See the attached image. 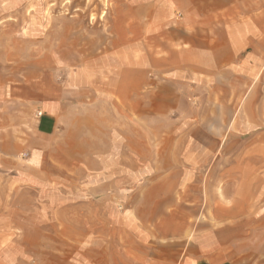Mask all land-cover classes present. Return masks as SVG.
<instances>
[{"label": "rangeland", "instance_id": "obj_1", "mask_svg": "<svg viewBox=\"0 0 264 264\" xmlns=\"http://www.w3.org/2000/svg\"><path fill=\"white\" fill-rule=\"evenodd\" d=\"M234 46V63L206 68ZM6 50L24 83L32 73L41 95L54 87L73 102L71 132L50 145L60 183L23 185L16 200L27 212L37 205L22 219L42 229L0 230V264L75 253L52 239L79 237L61 223L74 228L85 202L117 193L116 209L133 213L168 191L177 197L161 199L159 217L182 222L159 224L161 234L182 224L185 239L209 241L208 255L264 264V0H0V79ZM115 83L133 110L122 98L111 109ZM113 164L117 181L95 180Z\"/></svg>", "mask_w": 264, "mask_h": 264}, {"label": "crops", "instance_id": "obj_2", "mask_svg": "<svg viewBox=\"0 0 264 264\" xmlns=\"http://www.w3.org/2000/svg\"><path fill=\"white\" fill-rule=\"evenodd\" d=\"M191 51L199 52L198 49ZM227 51L229 54L227 60L215 58L211 61L210 67L206 68L212 70L225 68L234 63L242 49L234 46ZM5 52V62L8 63L10 72L8 77L0 79V230L22 229L37 236L42 229L38 218L33 217L25 223L22 219L24 213L37 215V205L33 211L27 212L23 210L21 203H16V200L23 192L21 191L23 185L30 187L31 183L33 189L34 185L42 182L50 186L60 183V177L55 174L56 163L53 158L51 162L49 161L50 148L57 131L68 129L71 132L72 123L69 122L67 114L72 112L73 100L65 97V93L62 96L65 91L60 94L59 89L56 90L54 87L47 91L46 96L41 95L36 80L31 76L32 73L26 79L27 82H23L20 69L22 65H17L16 53L11 55L9 51ZM115 87L110 91L111 98L108 99L111 109L118 110V101L122 98L127 111L131 108L133 110L134 102L131 101L130 94L125 98L120 97L117 83ZM167 106L168 104H165L157 110L165 113L168 110ZM172 108L173 106H170V109ZM38 113H42V116L39 117ZM62 149L64 150L63 147L59 150ZM115 166L116 164H113L106 168L107 173L101 172L95 176V180L101 179L110 183L117 181L118 169H113ZM16 185L18 190H14ZM116 194L101 196L94 204L85 202L80 205V216L74 228H71L70 221L61 223L65 231L78 228L79 237L71 238L70 233L68 238L52 239L53 244L59 243L70 247L77 245L78 248L73 250L75 253L65 252V249L62 254L53 251L48 264H232L226 255H208L206 247L209 241L206 239H185L182 235V224L178 228L179 233L176 232L173 237L168 238L166 232L164 234L159 232L161 223L165 224L172 220L176 224L178 221L182 222V215L178 218V213L174 214V218L169 215L159 217L166 208L165 202L161 199L175 198L176 192L159 193L156 198L160 200L156 199L148 207L137 205L133 213L128 211L120 213L116 209L113 202ZM84 198L86 200L87 196ZM65 208L60 206L54 212L64 214L67 212ZM144 208L149 210L146 215ZM4 235H0V245ZM120 236L125 237V240H120ZM37 239L39 240V237ZM154 245L158 248L152 251L151 247Z\"/></svg>", "mask_w": 264, "mask_h": 264}, {"label": "built area", "instance_id": "obj_3", "mask_svg": "<svg viewBox=\"0 0 264 264\" xmlns=\"http://www.w3.org/2000/svg\"><path fill=\"white\" fill-rule=\"evenodd\" d=\"M38 116L41 117L42 116V113H38Z\"/></svg>", "mask_w": 264, "mask_h": 264}]
</instances>
